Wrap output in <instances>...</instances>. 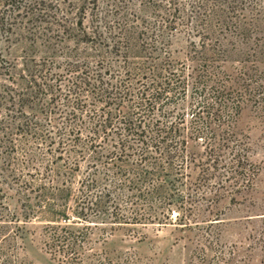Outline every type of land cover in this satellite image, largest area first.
Returning <instances> with one entry per match:
<instances>
[{"label":"rangeland","instance_id":"1","mask_svg":"<svg viewBox=\"0 0 264 264\" xmlns=\"http://www.w3.org/2000/svg\"><path fill=\"white\" fill-rule=\"evenodd\" d=\"M44 2L52 14H67L66 28L61 27L68 31L63 41L55 40L51 48L41 39L34 43L33 25L41 23L44 28L47 22H35L22 10L13 13V17L19 16L11 32H0V239L9 234L14 237L4 244L6 249L10 246L7 250L11 264H68L45 246L44 229L57 224L52 222L55 218L51 213L35 206L32 199L38 193L25 184L32 178H39L50 189L73 183V194H77L83 176L82 172L71 174L64 161L56 158L57 143L49 147L54 157H48V161L26 156L25 151L45 153L47 147L30 139L17 126L34 117L33 122L49 123L55 142H59L57 131L69 127L64 118L70 110L65 98L71 85V76L64 70L66 59L91 65L120 60L112 51L115 43L123 50L130 47L132 56H144L154 49L153 59L197 68L209 63L204 59H215L217 72L230 75L237 90L245 91L248 86L252 94L243 99L241 112L231 125L237 135V149L233 143H225L220 153L223 161L218 169L211 170L214 175L206 184L196 180L201 177V164L207 160L205 147L201 142H190L193 151L204 155L197 158L191 175L187 164L181 170L183 183L170 191L172 206L156 207L161 220L86 222L71 214L72 208L76 209L75 198L63 199L64 204L68 203L70 220L62 224L77 236L76 264H264V115L256 104L264 92V0ZM210 4L215 9L208 17ZM57 8L61 11L57 12ZM6 9L5 1L0 0V17ZM219 9L236 17L233 22L237 29L220 26L223 12ZM255 17L258 22H252ZM97 27L108 38L104 43L93 42ZM52 47L56 55L50 59ZM44 60L53 63L42 67ZM36 65L42 71H36ZM46 78L52 79L48 82L53 90L44 85ZM35 80L44 91L32 102L25 94L37 88ZM48 110L53 112L51 123L47 120ZM236 152L241 163H235L236 172H230L224 165L230 164ZM82 171H89L84 162ZM27 196L31 199L28 203ZM125 205L126 202L122 208L127 215L136 207ZM164 215L168 220L163 219Z\"/></svg>","mask_w":264,"mask_h":264},{"label":"trees","instance_id":"2","mask_svg":"<svg viewBox=\"0 0 264 264\" xmlns=\"http://www.w3.org/2000/svg\"><path fill=\"white\" fill-rule=\"evenodd\" d=\"M2 1H5L7 9L0 17V32H11L19 16L12 15L22 10L34 17L35 22H40V19L47 22L44 28L41 23L40 26L33 25L32 29H36L32 32L34 43L41 39L51 48L55 40L65 39L68 31H62L61 27L66 28L67 14H52L45 0ZM207 8L210 17L215 7L210 4ZM82 10L85 13V9ZM9 11L11 14H8ZM221 12L220 26L226 30L237 29L236 21L233 22L237 20L236 17ZM216 15L217 12H214L213 16ZM251 20L259 21L257 17ZM79 23L82 25L81 20ZM92 35L96 43H104L108 39L99 27ZM53 47L48 54L50 59L56 55ZM112 51L121 59L95 65L83 60L74 62L66 59L64 70L71 76L68 82L71 85L65 98V105L70 110L64 118L69 127L57 131L59 142H55L50 124L44 125L37 120L33 122L34 117L17 126L26 135H30V139L35 138V142L40 141V144L47 147L45 153L35 152L34 149L25 151L26 156H40L42 162L48 161L53 153L49 147L57 143L59 147L55 151L56 158L64 161L71 174H83L78 182L77 194H73V183H62L50 189L46 184H41L39 178H32L25 184L28 189L38 193L36 199H32L35 206L51 213L55 218L52 222L57 224L44 229L45 246L68 264L78 262L79 246L76 234L62 224L70 220L66 210L68 203L64 204L63 199L73 196L77 210L72 208L71 214L73 218L86 222L88 219L119 220L113 223H121L120 220H161L155 211L156 207L172 206L170 201L173 195L170 191L177 189V183L182 182L184 174L181 170L187 164L191 175L196 170L197 158L204 155L193 151L190 142H201L205 147L207 160L201 164V177L196 180L206 184L209 177L214 175L211 170L218 169L219 163L223 161L220 153L226 147L225 143H233L237 149L238 139L231 125L241 112L243 99L252 94L248 86L245 91L237 90L230 75L223 71L217 72L215 59H204L209 63L197 68L153 59L154 49L147 51L144 56H132L130 47L123 50L115 43ZM46 63L53 62L44 60L41 66H46ZM39 67L35 66L36 71H42ZM31 77L33 82L34 77ZM51 80L46 78L43 82L49 91L53 90L48 82ZM34 83L37 88L25 94L32 102L44 91L42 86H37L36 80ZM256 104L261 107L264 115V92ZM50 114L53 112L48 110L47 120L51 123ZM240 159V154L236 152L229 166L225 161L224 166L230 172H236L234 164L241 163ZM82 162L89 169L86 174L82 171ZM102 187L105 191L100 190ZM94 191L98 193L96 196H93ZM158 199L159 203L156 202ZM25 200L28 203L31 199L27 196ZM125 202V206H136L130 216L122 208ZM29 208L33 211L31 206ZM87 211H92V214L89 215ZM163 219L168 220L166 215ZM13 238L9 234L0 239V264H11L7 250L10 246L6 249L4 244Z\"/></svg>","mask_w":264,"mask_h":264}]
</instances>
